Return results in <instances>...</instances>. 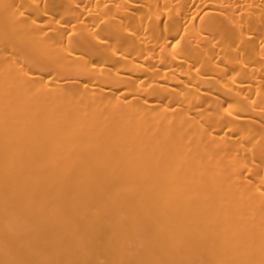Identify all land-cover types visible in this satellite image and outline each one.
Segmentation results:
<instances>
[{
  "label": "bare ground",
  "instance_id": "1",
  "mask_svg": "<svg viewBox=\"0 0 264 264\" xmlns=\"http://www.w3.org/2000/svg\"><path fill=\"white\" fill-rule=\"evenodd\" d=\"M0 264H264V0H0Z\"/></svg>",
  "mask_w": 264,
  "mask_h": 264
}]
</instances>
